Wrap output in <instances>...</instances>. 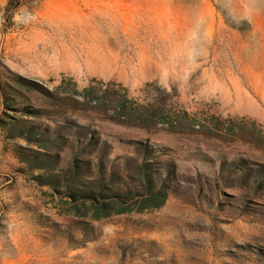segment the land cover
<instances>
[{
  "label": "rangeland",
  "instance_id": "obj_1",
  "mask_svg": "<svg viewBox=\"0 0 264 264\" xmlns=\"http://www.w3.org/2000/svg\"><path fill=\"white\" fill-rule=\"evenodd\" d=\"M0 264H264V0H0Z\"/></svg>",
  "mask_w": 264,
  "mask_h": 264
},
{
  "label": "trees",
  "instance_id": "obj_2",
  "mask_svg": "<svg viewBox=\"0 0 264 264\" xmlns=\"http://www.w3.org/2000/svg\"><path fill=\"white\" fill-rule=\"evenodd\" d=\"M127 92V91H126ZM129 102L128 100V97H127V94L125 93V95L122 97V99L119 101V104H118V108H119V111H121V114L120 116H123V117H129L130 115L127 114V112L125 111L126 110V104ZM136 111H139L137 108L135 109ZM186 116H188V113L187 112H184ZM129 115V116H127ZM132 116V115H131ZM156 122L155 123H158L160 120H155ZM163 124H165V122H162ZM168 125H170V130L171 132H178V126L181 125L180 121L176 120V121H169V122H166ZM201 126V124H199ZM164 198L165 196H163V199L161 201L160 204L158 205H161L163 202H164ZM157 205V207H158Z\"/></svg>",
  "mask_w": 264,
  "mask_h": 264
}]
</instances>
